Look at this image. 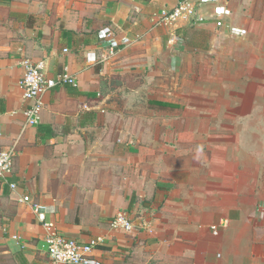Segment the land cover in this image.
Listing matches in <instances>:
<instances>
[{
    "label": "crops",
    "instance_id": "0c3cea01",
    "mask_svg": "<svg viewBox=\"0 0 264 264\" xmlns=\"http://www.w3.org/2000/svg\"><path fill=\"white\" fill-rule=\"evenodd\" d=\"M180 1L0 0V264H53L54 233L100 238L101 264H264V0H225L220 28L210 6L157 26ZM107 29L130 43L105 58ZM39 60L77 82L28 126L21 63ZM121 212L133 231L111 228Z\"/></svg>",
    "mask_w": 264,
    "mask_h": 264
},
{
    "label": "built area",
    "instance_id": "2783aa9c",
    "mask_svg": "<svg viewBox=\"0 0 264 264\" xmlns=\"http://www.w3.org/2000/svg\"><path fill=\"white\" fill-rule=\"evenodd\" d=\"M210 6L215 25L223 26V18L230 16L231 12L225 0H182L170 9L159 11L156 18V25L160 27H171L179 21H189L196 19L201 22L202 18L196 16V7ZM229 34L234 37L246 35V30L231 26L228 28ZM103 48H105V58L112 56L120 45H129L127 38L119 36L111 29L105 30L101 37ZM88 62H95L94 57L87 58ZM24 74L20 83L21 97L28 103L23 110L26 125H37L40 120L42 110L41 98L58 85H76V78L69 73L67 67L55 75H49L46 71L44 61H24L21 63ZM15 152L7 149L0 152V180L7 182L12 175ZM11 190H15L14 184L7 183ZM32 209L39 223H44L45 209L39 204H32ZM258 211L263 214L264 206H260ZM111 228L115 231L130 232L135 228V223L131 216L125 212L118 213L111 221ZM225 222L220 221L210 227L212 233L217 235L223 228ZM100 238L90 239L88 242H79L61 234H48L44 238L46 252L53 264H101V260L93 255L101 243Z\"/></svg>",
    "mask_w": 264,
    "mask_h": 264
},
{
    "label": "rangeland",
    "instance_id": "374dc122",
    "mask_svg": "<svg viewBox=\"0 0 264 264\" xmlns=\"http://www.w3.org/2000/svg\"><path fill=\"white\" fill-rule=\"evenodd\" d=\"M171 82V77H168L166 80H165V83H170ZM228 95V93H227ZM96 171V169L93 170V172ZM90 174V173H89ZM93 187H98V185H89L87 186V188H93ZM139 216V215H138ZM137 217V215H136ZM6 264H20L15 258L13 257H10L9 259H7V262Z\"/></svg>",
    "mask_w": 264,
    "mask_h": 264
},
{
    "label": "trees",
    "instance_id": "16d2710c",
    "mask_svg": "<svg viewBox=\"0 0 264 264\" xmlns=\"http://www.w3.org/2000/svg\"><path fill=\"white\" fill-rule=\"evenodd\" d=\"M0 102H1V100H0Z\"/></svg>",
    "mask_w": 264,
    "mask_h": 264
}]
</instances>
